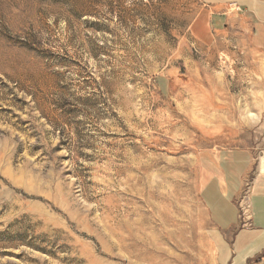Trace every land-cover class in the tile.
Listing matches in <instances>:
<instances>
[{"label":"rangeland","instance_id":"1","mask_svg":"<svg viewBox=\"0 0 264 264\" xmlns=\"http://www.w3.org/2000/svg\"><path fill=\"white\" fill-rule=\"evenodd\" d=\"M208 22L198 0H0V264L206 262V158L264 152L262 41Z\"/></svg>","mask_w":264,"mask_h":264},{"label":"crops","instance_id":"2","mask_svg":"<svg viewBox=\"0 0 264 264\" xmlns=\"http://www.w3.org/2000/svg\"><path fill=\"white\" fill-rule=\"evenodd\" d=\"M208 23L221 32L241 21L253 29L264 49V0H198ZM264 60V51L262 53ZM201 189L209 225L210 252L204 264H264V152L245 150L208 156ZM254 175L251 202L253 227L239 228L238 200Z\"/></svg>","mask_w":264,"mask_h":264},{"label":"built area","instance_id":"3","mask_svg":"<svg viewBox=\"0 0 264 264\" xmlns=\"http://www.w3.org/2000/svg\"><path fill=\"white\" fill-rule=\"evenodd\" d=\"M251 186L247 185V189L244 192L245 195H241V200L239 203L240 212L239 219L243 218V227L244 228H252L253 227V213H252V205L250 199ZM252 213V214H251Z\"/></svg>","mask_w":264,"mask_h":264}]
</instances>
